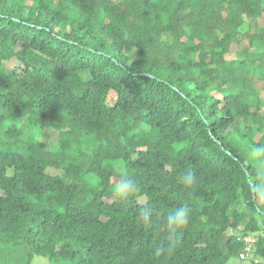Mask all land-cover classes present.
Listing matches in <instances>:
<instances>
[{
    "label": "trees",
    "instance_id": "trees-1",
    "mask_svg": "<svg viewBox=\"0 0 264 264\" xmlns=\"http://www.w3.org/2000/svg\"><path fill=\"white\" fill-rule=\"evenodd\" d=\"M257 144L264 0H0L1 247L74 264H228L250 246L264 264ZM121 174L138 184L126 203ZM178 207L189 221L158 251Z\"/></svg>",
    "mask_w": 264,
    "mask_h": 264
},
{
    "label": "clouds",
    "instance_id": "clouds-1",
    "mask_svg": "<svg viewBox=\"0 0 264 264\" xmlns=\"http://www.w3.org/2000/svg\"><path fill=\"white\" fill-rule=\"evenodd\" d=\"M249 162L253 165L256 179L252 182L250 192L254 199L264 201V144H257L252 147L249 153ZM185 184H191L194 177L191 174L183 176ZM138 191L137 181L127 174H121L115 181L113 194L120 203H126ZM153 210L150 207L144 206L139 209V220L150 225L152 222ZM189 221L188 209L178 207L172 212H169L164 217L163 228L166 233L167 244L161 247L158 251L171 252L176 243V236L181 228Z\"/></svg>",
    "mask_w": 264,
    "mask_h": 264
},
{
    "label": "rangeland",
    "instance_id": "rangeland-1",
    "mask_svg": "<svg viewBox=\"0 0 264 264\" xmlns=\"http://www.w3.org/2000/svg\"><path fill=\"white\" fill-rule=\"evenodd\" d=\"M55 135L47 132L42 136V140H53ZM54 173V171H52ZM261 227H264V222L260 219ZM252 260V253L249 252L246 258L243 260L232 259L228 264H250ZM0 264H74L69 260H50L47 257L37 256L32 253L31 246L26 242L21 241L16 245L8 247L0 246Z\"/></svg>",
    "mask_w": 264,
    "mask_h": 264
},
{
    "label": "built area",
    "instance_id": "built-area-1",
    "mask_svg": "<svg viewBox=\"0 0 264 264\" xmlns=\"http://www.w3.org/2000/svg\"><path fill=\"white\" fill-rule=\"evenodd\" d=\"M245 241L248 244H250V243L253 242V239L247 237V238H245ZM250 251H251L250 246H246L245 249H244V251L240 254V259H243L244 260Z\"/></svg>",
    "mask_w": 264,
    "mask_h": 264
},
{
    "label": "water",
    "instance_id": "water-1",
    "mask_svg": "<svg viewBox=\"0 0 264 264\" xmlns=\"http://www.w3.org/2000/svg\"><path fill=\"white\" fill-rule=\"evenodd\" d=\"M261 213V215H264V212H260Z\"/></svg>",
    "mask_w": 264,
    "mask_h": 264
}]
</instances>
